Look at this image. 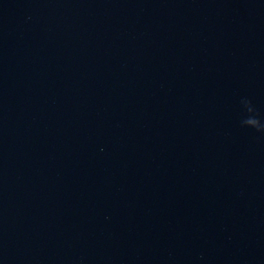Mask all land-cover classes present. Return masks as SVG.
I'll use <instances>...</instances> for the list:
<instances>
[{"label":"water","instance_id":"obj_1","mask_svg":"<svg viewBox=\"0 0 264 264\" xmlns=\"http://www.w3.org/2000/svg\"><path fill=\"white\" fill-rule=\"evenodd\" d=\"M264 0H0V264H264Z\"/></svg>","mask_w":264,"mask_h":264},{"label":"clouds","instance_id":"obj_2","mask_svg":"<svg viewBox=\"0 0 264 264\" xmlns=\"http://www.w3.org/2000/svg\"><path fill=\"white\" fill-rule=\"evenodd\" d=\"M244 108L246 109L247 115L241 120L243 126H247L255 129L257 132L264 133V123L260 121L257 115L253 114V109L244 102Z\"/></svg>","mask_w":264,"mask_h":264}]
</instances>
